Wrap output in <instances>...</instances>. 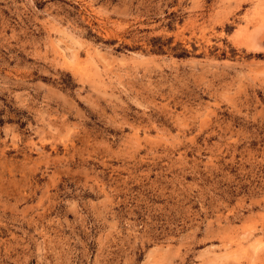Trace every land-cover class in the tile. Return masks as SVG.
<instances>
[{"label": "rangeland", "instance_id": "obj_1", "mask_svg": "<svg viewBox=\"0 0 264 264\" xmlns=\"http://www.w3.org/2000/svg\"><path fill=\"white\" fill-rule=\"evenodd\" d=\"M0 264H264V0H0Z\"/></svg>", "mask_w": 264, "mask_h": 264}]
</instances>
